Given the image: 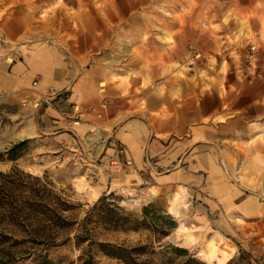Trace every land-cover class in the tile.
Returning a JSON list of instances; mask_svg holds the SVG:
<instances>
[{
	"label": "rangeland",
	"instance_id": "374dc122",
	"mask_svg": "<svg viewBox=\"0 0 264 264\" xmlns=\"http://www.w3.org/2000/svg\"><path fill=\"white\" fill-rule=\"evenodd\" d=\"M109 1L0 0V45L6 50L7 40L13 50L19 45H61L78 17L105 13ZM116 2L111 11L119 18L113 32L121 37L112 48L123 73L119 80L129 87L125 94L143 98L154 72L151 90L177 98L179 93L167 88L164 77H171L173 85L186 81L189 101L203 92L205 99L198 107L206 112L213 106V92H237L227 88L229 83L248 79L245 73L235 76L240 63L254 67L257 56L264 53V0ZM231 20L240 24L239 31L220 37L219 29L215 32L217 23ZM252 20L259 21V30ZM201 30L208 56H202L196 45ZM180 34L186 41L185 55L168 64L156 57L154 63L149 49L152 55L163 51ZM220 39L226 41L213 43ZM241 42L245 60L237 48ZM132 79L140 80V85ZM194 109L188 105L189 116ZM92 112L97 120L101 118L96 108ZM26 117L17 107L0 103V264H264L259 240L244 232L242 220L232 219L235 225L229 228L225 217L207 211L214 196L211 188L202 187L208 170H195L194 146L179 163L189 172L179 186H160L148 174L142 181L123 185L107 174L109 166H121L110 164L112 157L104 158L112 138L105 126L97 122L75 133L62 132L55 139L30 135ZM98 134L103 138L99 140ZM201 143L204 153L220 166L226 187L240 189L243 180L261 177L260 170H252L249 176L251 170L242 166V140ZM195 177L203 181L197 185ZM144 207L149 208L147 227L121 229L127 214L132 220H143Z\"/></svg>",
	"mask_w": 264,
	"mask_h": 264
},
{
	"label": "crops",
	"instance_id": "0c3cea01",
	"mask_svg": "<svg viewBox=\"0 0 264 264\" xmlns=\"http://www.w3.org/2000/svg\"><path fill=\"white\" fill-rule=\"evenodd\" d=\"M115 3L117 5L116 0ZM116 5L110 0L105 13L78 17L61 45L23 48L19 45L15 50L8 40L7 50L0 45V103L15 106L25 114L27 130L33 136L56 139L62 132L75 133L76 129L97 122L102 124L111 131L107 133L109 138L112 137L107 141L104 158L112 157L121 164L120 168L109 166L108 177L123 185L142 181L148 174L155 177L160 186H179L189 174L185 165L179 163L186 150L194 146L195 170H208L205 182L202 177H195V182L203 181L202 187L211 188L214 196L207 211L225 217L229 228L233 226L231 223L235 225L232 219L238 217L243 221L244 232H250L252 239L259 240L256 244L264 251V53L257 56L254 67L245 65L244 61L240 63L235 76L245 73L248 79L229 83L227 88H236L237 92L228 91L225 95L213 92V106L206 112L198 107L205 99L203 92L189 101L186 81L173 85L171 77H164L167 88L179 93L177 98L151 90L150 81L156 79L152 71L148 91L140 99L135 94H125V88L129 87L119 80L123 73L117 66V55H113L117 50L112 48L113 42L121 37L113 32L119 18L111 11ZM252 21L259 30V21ZM217 24L219 28L215 32L219 29L220 37L239 31L237 21ZM199 33L197 48L202 56H208L203 30ZM183 41L180 34L174 44L164 43L163 51H154L152 55L149 49V57L154 63L156 57L163 58L166 64L180 59L186 50ZM225 41L213 40V43ZM243 45L241 42L237 48L245 60ZM237 65L235 63L234 67ZM131 82L139 86L141 81L132 79ZM49 89L54 90L55 95L45 101L43 97ZM142 99L146 102L145 108L141 106ZM189 104L195 106L192 116L188 114ZM92 108L101 113L99 120ZM72 120L78 123L74 126ZM194 122L196 124L192 125ZM225 138L242 140V166L251 170L249 176L252 170H260L261 177L257 181L243 180L240 189L226 187L220 166L210 154L204 153L201 143L206 140L213 145L220 144V139ZM127 161L133 162V167L126 165ZM190 170L193 169L190 167ZM220 229L227 231L223 226Z\"/></svg>",
	"mask_w": 264,
	"mask_h": 264
},
{
	"label": "trees",
	"instance_id": "16d2710c",
	"mask_svg": "<svg viewBox=\"0 0 264 264\" xmlns=\"http://www.w3.org/2000/svg\"><path fill=\"white\" fill-rule=\"evenodd\" d=\"M103 200V197L99 199V201ZM148 207L143 208V220H132L131 215L127 214L125 218H123V221L121 223V229L123 230H136L139 229L140 227H145V223L148 219ZM173 226H175V222H172ZM147 227V225H146ZM163 234V233H162ZM176 251L178 253H186V250L176 248Z\"/></svg>",
	"mask_w": 264,
	"mask_h": 264
},
{
	"label": "built area",
	"instance_id": "2783aa9c",
	"mask_svg": "<svg viewBox=\"0 0 264 264\" xmlns=\"http://www.w3.org/2000/svg\"><path fill=\"white\" fill-rule=\"evenodd\" d=\"M250 49L254 50V46H251ZM46 93L47 94H45L43 97V99L45 101H50L52 99V97L55 95V91L52 89H49ZM77 117H79V115ZM73 122H75V121H73ZM108 161L110 162V164H113L116 166H118V165L121 166V164L119 162H117L116 160H114V158H110ZM130 164H131V161L126 162V165H130Z\"/></svg>",
	"mask_w": 264,
	"mask_h": 264
},
{
	"label": "bare ground",
	"instance_id": "6f19581e",
	"mask_svg": "<svg viewBox=\"0 0 264 264\" xmlns=\"http://www.w3.org/2000/svg\"><path fill=\"white\" fill-rule=\"evenodd\" d=\"M76 124H77V123H76ZM92 137H93V136H92ZM97 138H98V139H99V138L101 139V138H103V135H102V134H98V135H97ZM97 138H96V139H97ZM96 139H95V140H96ZM98 139H97V140H98ZM100 139H99V140H100ZM90 140H91V139H90ZM92 140H94V139H92ZM102 141H103V140H102ZM100 146H101V145L99 144V142H97V150H99V149L101 148ZM98 152H99V151H98ZM97 155H98V154H97Z\"/></svg>",
	"mask_w": 264,
	"mask_h": 264
}]
</instances>
